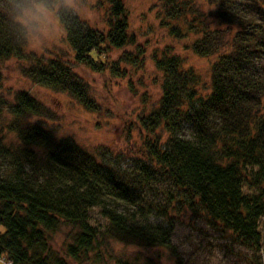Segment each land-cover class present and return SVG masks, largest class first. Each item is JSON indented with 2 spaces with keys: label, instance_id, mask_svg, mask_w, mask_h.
Segmentation results:
<instances>
[{
  "label": "trees",
  "instance_id": "16d2710c",
  "mask_svg": "<svg viewBox=\"0 0 264 264\" xmlns=\"http://www.w3.org/2000/svg\"><path fill=\"white\" fill-rule=\"evenodd\" d=\"M159 1L165 5L159 11L164 14L162 25L172 37L182 40L195 34L199 38L192 51L200 57L217 56L211 92L199 94V75L185 68L180 57L156 59L163 74L162 98L140 121L141 159L127 170L112 164L105 153L94 156L44 128H20L17 121L10 125L19 144L7 145L0 137V259L10 264H64L54 259L48 241V234L62 225L78 229L67 251L76 262L88 260L111 240L169 247L173 216L182 213L222 227L239 246L260 250L264 0H209L234 31L223 50L218 35L198 15L186 21L190 6L183 0ZM30 3L57 8L78 64L95 61L96 49L106 42L115 48L134 42L122 0H97L94 6L104 10L107 32L85 23L64 0H0V63L26 61L27 30L20 18ZM27 73L43 86L94 106L83 81L65 62L38 58ZM42 109L34 98L21 94L13 116L35 117ZM95 208L108 222L103 233L90 225Z\"/></svg>",
  "mask_w": 264,
  "mask_h": 264
},
{
  "label": "rangeland",
  "instance_id": "374dc122",
  "mask_svg": "<svg viewBox=\"0 0 264 264\" xmlns=\"http://www.w3.org/2000/svg\"><path fill=\"white\" fill-rule=\"evenodd\" d=\"M190 6L186 21L198 15L208 29L225 44L234 31L219 19L216 6L209 0H183ZM97 0H64V5L92 26L108 31L104 10L94 8ZM128 13V35L132 45L115 48L107 42L96 49L95 61L78 64L66 43L58 10L30 3L20 22L26 27V61L12 58L0 63V137L7 145H18L17 135L10 132L14 122L20 128L37 126L57 140L77 144L94 156L106 154L112 164L129 169L141 159L142 129L140 121L158 108L162 98L163 74L156 59L178 56L184 67L193 68L200 77L198 92H211L212 69L217 56L200 57L191 46L199 36L189 34L178 40L162 25L159 0H122ZM172 24H178L175 21ZM224 45L221 46V50ZM42 58L46 63L60 60L84 83L94 106L88 108L67 92L48 88L32 80L27 71ZM264 67V66H263ZM21 94L34 98L43 106L38 116L16 120L13 110ZM264 103V98H263ZM166 138V136H164ZM90 225L103 233L108 222L95 208ZM175 230L169 247H148L132 242H103L88 260L76 262L67 254L74 245L78 229L62 225L48 234L55 260L64 264H118L122 261L146 264H264V218L260 221L259 251L235 244L231 235L218 225L194 218L189 213L175 214ZM4 229L0 228V234ZM1 264H6L2 258ZM151 262V263H152Z\"/></svg>",
  "mask_w": 264,
  "mask_h": 264
},
{
  "label": "built area",
  "instance_id": "2783aa9c",
  "mask_svg": "<svg viewBox=\"0 0 264 264\" xmlns=\"http://www.w3.org/2000/svg\"><path fill=\"white\" fill-rule=\"evenodd\" d=\"M0 260H1V259H0ZM4 262H6V261L4 260ZM6 264H10V263H7V262H6Z\"/></svg>",
  "mask_w": 264,
  "mask_h": 264
}]
</instances>
